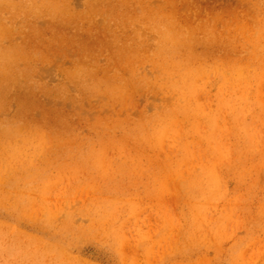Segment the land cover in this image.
Masks as SVG:
<instances>
[{
	"label": "rangeland",
	"instance_id": "374dc122",
	"mask_svg": "<svg viewBox=\"0 0 264 264\" xmlns=\"http://www.w3.org/2000/svg\"><path fill=\"white\" fill-rule=\"evenodd\" d=\"M92 2L73 0L79 20L86 18V5ZM127 2L132 24L127 18L125 24L109 26L111 14L126 10L123 0L99 2L103 8L86 24L107 25V31L131 36L138 44L150 43L147 49L132 45V54H142L140 60L132 58V76L117 67L110 72L124 75L102 96L111 100L94 95L88 101L90 78L83 75L76 81L66 75L76 57L69 54L62 60L56 54L39 63L32 81L19 87L23 92L39 86L51 90L49 96L40 95L44 105L24 120L14 116L15 107L0 117L22 120L28 131L19 137L27 140L20 145L22 161L3 171L14 176L15 185L0 182V191L10 193L0 204V264H160L166 256L167 264H228L232 258L244 264L243 257L250 254L247 264H264L261 247L255 246L264 236L256 239V227L250 225L264 222V212L257 214L264 197V82L257 79L264 48H254L258 37L264 44V0ZM21 10L12 22L13 11L3 14L20 33L40 13L36 5ZM56 19L41 15L34 23L43 30ZM240 21L247 23L249 33L238 46H252L249 53L260 59L249 64L246 69L252 76L242 81L220 61L206 62L212 32L234 33ZM72 26H53L59 39L56 53L67 48L61 41L75 33L67 29L75 30ZM17 37L20 41L21 35ZM108 57L106 51L98 54L100 67H107ZM210 62L219 71L202 76L200 63L204 68ZM195 76L203 79L191 93ZM16 89L13 85L9 90ZM175 97L180 105L173 103ZM54 106L66 114L75 112V119L49 117ZM176 106L188 118L171 120ZM97 116L108 128L96 127ZM4 141L0 155L13 154L2 146L10 139ZM210 160L218 163L210 165ZM259 209L264 211V206ZM25 221L42 228L29 230ZM44 231H49L45 237ZM193 243L201 247L192 248Z\"/></svg>",
	"mask_w": 264,
	"mask_h": 264
},
{
	"label": "bare ground",
	"instance_id": "6f19581e",
	"mask_svg": "<svg viewBox=\"0 0 264 264\" xmlns=\"http://www.w3.org/2000/svg\"><path fill=\"white\" fill-rule=\"evenodd\" d=\"M9 3L11 0H0V117L3 118L7 114H10L12 112V108L14 109V116L16 118H20L22 120L27 119V116H30L32 114V110L36 107L43 106L44 103L40 99V95L49 96L51 93V90L44 89L42 86H39L36 90H32L29 92H23L19 90V87H23L26 85V83L31 82L32 78L34 77L36 66L41 62H47L50 60L52 55L58 54L62 60H68L70 58L69 54L71 56L76 57V61L74 62L73 70L71 69L66 75L69 76L68 79L72 78L71 80L79 81L78 79L82 78L83 75H85V78H90V84L87 85L86 91L91 96H87L86 99L89 101L92 98H94V95H108L109 90H113L119 83L120 79H122L121 76H124L125 74H128L132 76V71L134 68L132 67V58L139 59L140 55L142 54H132V45L137 44L139 46L146 45V49L150 48V43L146 44L145 42H142L141 44L134 42L132 40L131 36L123 35V33H117L112 31L110 28L109 31H107V25H104L103 27H92V26H86V24L91 23L92 21V14L97 12V9H102L103 7H100L99 2L102 3L104 0H94L92 3H88L86 7L88 8V11L84 12L86 14V18L83 20H79L77 18V15L74 11L73 7V0H16L11 1L10 4H6L4 2ZM124 3L122 4L125 7V11L118 12V15L111 14L110 18V24L109 26H112V24L119 25L120 22L125 24L127 22V18L129 24H132V13L130 11H127L130 9V4L127 2L128 0H123ZM30 5L37 6L40 9V13L37 14V18L35 20L39 19L40 16H47V15H55L57 17L56 21H52V25L48 26L47 28L40 30L36 28L35 23L26 24L23 28V32H19V30L15 26L9 25L7 21L4 20L3 14L4 12H11V22L15 20V17L20 16L22 13L19 14L23 9V7ZM39 5V6H38ZM121 4L118 5V9L120 7H123ZM145 6L148 8L149 3H145ZM41 9L44 11H41ZM163 10V9H162ZM88 12V15H87ZM126 12L128 15H126ZM90 13V14H89ZM19 14V15H18ZM121 14H124L121 15ZM90 16V17H89ZM123 17V18H122ZM167 17V16H165ZM237 20H240V16L236 14L235 16ZM168 18V17H167ZM85 19H90L86 20ZM54 20V19H53ZM125 20V23L124 21ZM84 21V22H83ZM60 24L66 27L67 24L71 23L72 27H74L75 30H72L67 27L69 33H72L68 39H64L61 41V44L66 48L63 52H55L54 50V44L59 43V39H57V32L56 30H53V26L56 27V24ZM151 27V26H150ZM152 28V27H151ZM238 31L235 30L234 33H229L227 30L222 31L221 34H216L212 32V41L207 42L206 45L208 46V52H206V62L210 59L214 60V64L217 62L219 64L223 65L224 70L230 71L231 73H234L235 79L243 80L245 79L244 76L251 77L252 72H249L248 68L253 61L258 62L260 59L257 54L255 53H249L252 48L245 47V46H238L243 37L249 33L247 23L243 24L242 21L237 23ZM154 29V28H152ZM156 32H161L160 29H154ZM25 31V32H24ZM148 31L146 30V33ZM85 33L87 35H90L89 37L85 38ZM162 34V32H161ZM18 35H21V40L18 41ZM77 36L78 41L72 45L69 46V43H71L70 40L75 39ZM162 37H160L161 39ZM84 39V40H83ZM193 41L196 40V36H192ZM255 49L260 52L261 49L264 48V44L258 37L257 43H255ZM136 46V45H135ZM195 46V44L193 45ZM68 50V51H67ZM106 51L109 54V57L107 58V67H100L98 62V54L101 52ZM119 51V55L116 57V52ZM115 52V57L113 56V53ZM131 55H130V54ZM249 53V54H248ZM96 54V55H93ZM88 55L90 58L97 56L94 59H90L88 61H83L80 59L81 56ZM93 55V56H92ZM9 56V57H7ZM144 57V56H143ZM152 58L149 57V60ZM252 59V62L250 61ZM227 60V61H226ZM245 60H248L245 61ZM199 62V60H198ZM205 62V63H206ZM51 63V62H50ZM213 63L210 62V64L203 68V64L200 63V66L202 65L201 69H198L199 71H202V76L210 71L218 72L219 68L218 66H213ZM250 64V65H249ZM216 65V64H215ZM23 68H20V67ZM121 70L122 75H111L110 72L117 68ZM218 68V69H217ZM258 75L257 79L262 80L264 82V57L260 60V64L257 67ZM256 70V71H257ZM255 71V69H254ZM253 71V72H254ZM200 75V74H199ZM233 75V74H232ZM196 78V76L193 78V81L190 85L191 87V93L196 92V86L202 80L203 78ZM16 86L15 91H11L10 86ZM127 88L132 90V84L128 83ZM76 87H81L80 83L76 84ZM262 87V86H261ZM103 88V89H102ZM124 88V87H122ZM225 90L227 91V85L225 86ZM97 91V92H92ZM181 91V90H178ZM231 91V90H230ZM234 90H232L229 93H233ZM123 97V96H120ZM104 97H102L103 100ZM105 100L110 99V97H105ZM175 99H177L175 97ZM111 100V99H110ZM178 100V101H177ZM173 100V103L178 102L180 105L179 99ZM81 102V101H80ZM82 103V102H81ZM198 108V106L196 107ZM177 110L176 114L172 117L171 120L179 119V118H188L187 114H184V111L182 109H179L177 106L174 108V111ZM75 113V112H74ZM74 113L66 114L64 111L59 108L55 107L54 109L48 111L47 115L56 114L55 116H60V119L62 121H70L74 120L76 115ZM51 117V116H49ZM201 116L199 115L198 110V119ZM170 119V118H169ZM13 119L10 121H6L4 119H0V141L4 143L5 139H10L7 146L3 144V148L14 150L16 152V155L13 154L10 155L11 151H7L4 155H0V182L4 183H10L12 186L15 185V178L13 175L8 174L7 172H3L5 169L10 170L9 167H15L17 166L24 156V153H22V148L20 145L25 144L27 142L24 138H19L20 135L23 137H26L28 134V131L25 128V125L23 121ZM102 119L97 116L96 117V127L102 125ZM165 121V120H164ZM168 121V120H167ZM214 121V119L212 120ZM17 124V125H16ZM108 124V123H107ZM210 125H212V122H210ZM102 127H107V125H102ZM74 134V133H73ZM34 138H36L35 134H32ZM262 159L264 160V156L262 155ZM217 160L209 161L208 164L213 165L217 164ZM6 178H5V177ZM2 194V197L0 195V204H4L5 201L4 198H7V196H10V193H6L3 191H0ZM7 203V202H6ZM16 205V204H15ZM255 205V204H254ZM264 206V197L258 201L257 204V214L260 216H263V210L259 209L260 207ZM29 210L32 211V208L29 206ZM13 217V216H12ZM261 223V222H260ZM258 223L256 220L250 222V225H254L256 228L254 229L257 233L254 235L256 239L261 238L264 236V222L263 224ZM25 227L27 229L32 231H38V229L42 228V225H40L38 222H32V221H25ZM249 227V226H248ZM235 230H238V228H235ZM45 236L46 234H49V231H44ZM50 238V237H49ZM53 238V237H52ZM166 246V245H165ZM192 248H200L201 246L198 243H193ZM255 246L261 247L262 255L264 256V242L262 241H255ZM190 247V246H189ZM180 246L178 247L177 251H180ZM196 249H191L190 252ZM234 256V254H232ZM80 257V256H79ZM260 257V258H261ZM252 259V254L248 256H244V264H247L249 260ZM236 259L232 258L231 263L228 264H236ZM170 258L166 256V259L162 261L160 264H167L169 263ZM258 261V260H257ZM132 264V260H129ZM128 262V263H129ZM240 263V260L237 262ZM243 263V261H242ZM130 264V263H129Z\"/></svg>",
	"mask_w": 264,
	"mask_h": 264
}]
</instances>
